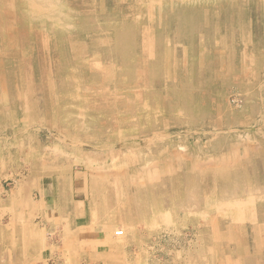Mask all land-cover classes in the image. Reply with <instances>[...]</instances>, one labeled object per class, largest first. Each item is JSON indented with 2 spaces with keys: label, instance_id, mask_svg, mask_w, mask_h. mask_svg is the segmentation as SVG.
Listing matches in <instances>:
<instances>
[{
  "label": "rangeland",
  "instance_id": "374dc122",
  "mask_svg": "<svg viewBox=\"0 0 264 264\" xmlns=\"http://www.w3.org/2000/svg\"><path fill=\"white\" fill-rule=\"evenodd\" d=\"M263 138L264 0H0V195L90 205L33 220L47 264H264Z\"/></svg>",
  "mask_w": 264,
  "mask_h": 264
},
{
  "label": "crops",
  "instance_id": "0c3cea01",
  "mask_svg": "<svg viewBox=\"0 0 264 264\" xmlns=\"http://www.w3.org/2000/svg\"><path fill=\"white\" fill-rule=\"evenodd\" d=\"M50 176L52 180H43L44 176L40 175H28L6 197L0 195V264H47L44 257L46 245L48 247L44 238L46 228L34 224L33 220L41 217L43 224L56 230L55 224L60 221L63 212L68 220L76 215L89 214L90 205L83 200V195L81 199L76 195L72 177H68L63 185L57 173ZM62 189L66 191L65 194H62ZM13 206L22 211L9 214L8 209ZM18 214L21 217L16 216ZM89 239L84 243L93 246L95 241ZM74 244L82 245L76 240ZM49 247L51 249L52 246Z\"/></svg>",
  "mask_w": 264,
  "mask_h": 264
},
{
  "label": "bare ground",
  "instance_id": "6f19581e",
  "mask_svg": "<svg viewBox=\"0 0 264 264\" xmlns=\"http://www.w3.org/2000/svg\"><path fill=\"white\" fill-rule=\"evenodd\" d=\"M47 1H48V0H47ZM57 1H58V0H57ZM103 1H104V0H103ZM68 6H69V5H68ZM101 6H102V5H101ZM103 6H104V5H103ZM177 7H178V6H177ZM67 8H68V7H67ZM174 8H175V7H174ZM182 8H183V7H182ZM172 10H173V9H172ZM168 13H169V12H168ZM180 13H181V12H180ZM21 14H22V12H21ZM109 14H110V13H109ZM114 14H115V13H114ZM116 14H117V13H116ZM116 14H115V15H116ZM169 14H170V13H169ZM142 15H143V14H142ZM163 15H164V14H163ZM201 15H202V14H201ZM113 16H114V15H113ZM178 16H179V15H178ZM106 17H107V16H106ZM111 17H112V16H111ZM117 17H118V16H117ZM201 17H202V16H201ZM103 18H104V17H103ZM86 19H87V18H86ZM107 19H108V18H107ZM109 19H110V18H109ZM109 19H108V20H109ZM111 20L113 21L114 19H111ZM104 21H105V20H104ZM117 21H119V19H118ZM178 21H179V20H178ZM105 22H106V21H105ZM107 23H108V22H107ZM107 23H106V24H107ZM121 23H122V22H121ZM129 23H130V22H129ZM188 23H189V22H188ZM85 24H86V23H85ZM108 24H109V23H108ZM113 24H114V23H113ZM118 24H119V23H118ZM130 24H131V23H130ZM156 24H157V23H156ZM180 24H181V23H180ZM132 25H133V23H132ZM188 25H189V24H188ZM86 26H87V25H86ZM103 26H104V25H103ZM103 26H102V27H103ZM129 26H130V25H129ZM129 26H128V27H129ZM79 27H83V26H79ZM87 27H88V26H87ZM102 27H101V28H102ZM105 27H106V26H105ZM110 27H111V24H110ZM118 27H120V26H118ZM121 27H122V26H121ZM84 28H85V27H84ZM90 28H91V27H90ZM90 28H89V29H90ZM106 28H107V27H106ZM114 28H115V26H114ZM114 28H113V29H114ZM123 28H124V27H123ZM86 29H87V28H86ZM109 29H112V28H109ZM120 29H121V28H120ZM128 29H129V28H128ZM99 30H100V29H99ZM103 30H104V29H103ZM105 30H106V29H105ZM116 30H117V27H116ZM40 31H41V30H40ZM92 31H93V30H92ZM125 31H126V30H125ZM131 31L133 32V30H131ZM185 31H186V30H185ZM127 32H128V31H127ZM114 33H115V32H114ZM137 33H138V32H137ZM121 34H122V32H121ZM121 34H119V35L121 36ZM134 34H135V32H134ZM138 34H139V33H138ZM138 34H136V35H138ZM114 35H115V34H114ZM184 35H186V34L183 33V36H184ZM44 36H45V34H44ZM101 36H104V35H101ZM116 37H117V36H116ZM122 37H124V35H123ZM177 37H179V36H177ZM185 37H186V36H185ZM204 37H205V36H204ZM119 38H120V37H119ZM134 38H135V37H134ZM183 38H184V37H183ZM136 39H137V37H136ZM162 39H163V37H162ZM185 39H186V38H185ZM46 40H47V39H46ZM46 40H45V41H46ZM119 40H120V39H119ZM126 40H127V38H126ZM47 41H48V40H47ZM124 41H125V40H123V42H124ZM177 41H178V40H177ZM183 42H184V40H183ZM185 42H186V41H185ZM47 44H48V43H47ZM164 44H165V43H164ZM183 45H184V44H183ZM47 46H48V45H47ZM111 46H112V45H111ZM109 48H110V47H109ZM113 48H115V47H112V49H113ZM121 48H122V47H121ZM96 49H97V48H96ZM107 49H108V48H107ZM182 49H184V48H182ZM185 49H187V48H185ZM94 50H95V49H94ZM104 50H105V49H104ZM124 50H125V49H124ZM91 51H92V50H91ZM102 51H103V50H102ZM103 52H104V51H103ZM112 52H114V51H112ZM171 52H172V51H171ZM190 52H191V51H190ZM220 52H221V51H220ZM104 53H105V52H104ZM172 53H173V52H172ZM183 53H184V52H183ZM89 54H91V53H89ZM99 54H100V53H99ZM94 55H95V54H94ZM102 55H103V54H102ZM109 55H110V54H109ZM183 55H185V54H183ZM111 56H112V55H111ZM168 56H169V55H168ZM171 56H172V55H171ZM171 56H170V58H171ZM103 57H104V56H102V59H103ZM105 57H106V56H105ZM71 58H72V57H71ZM97 58H98V56H97ZM180 58H181V57H180ZM76 59H77V58H76ZM110 59H111V58H109V60H110ZM111 60H112V59H111ZM111 60H110V61H111ZM123 60H124V59H123ZM129 60H130V59H129ZM113 61H114V59H113ZM118 61H119V59H118ZM126 61H127V60H126ZM170 61H171V60H170ZM178 61H179V59H178ZM182 61H183V60H182ZM114 62H115V61H114ZM128 62H129V61H128ZM110 63H111V62H110ZM115 63H116V62H115ZM125 63H126V62H125ZM129 63H130V62H129ZM116 64H118V63H116ZM116 64H115V65H116ZM120 64H121V63H120ZM170 64H171V63H170ZM71 65H72V64H71ZM82 65H84V64H82ZM72 66H73V65H72ZM129 66H131V65H129ZM176 66H177V65H176ZM176 66H175V67H176ZM80 67H81V66H80ZM87 67H88V66H87ZM125 67H126V66H125ZM77 68H78V67H77ZM128 68H129V67H128ZM150 74H151V73H150ZM116 75H117V73H116ZM150 76H151V75H150ZM57 81H58V80H57ZM59 81H60V80H59ZM61 81H62V80H61ZM115 82H116V81H115ZM138 110H139V109H138ZM260 132H261V131H260ZM150 133H151V132H150ZM251 133H252V132H251ZM257 133H258V132H257ZM262 133H263V132H262ZM251 135H252V134H251ZM262 135H263V134H262ZM246 136H247V135H246ZM254 136H256V135H254ZM257 136H258V135H257ZM260 136H261V135H260ZM249 137H250V136H249ZM199 138H200V137H199ZM201 138H202V137H201ZM252 138H253V137H252ZM256 138H257V137H256ZM143 139H145V138H143ZM261 139H262V138H261ZM263 139H264V138H263ZM149 141H150V140H149ZM82 143H83V142H82ZM232 143H233V142H232ZM240 143H241V142H240ZM235 144H236V143H235ZM143 145H144V144H143ZM242 145H243V144H242ZM244 145H245V144H244ZM195 146H196V145H195ZM194 148H195V147H194ZM232 148H233V147H232ZM220 149H221V148H220ZM238 149H239V147H238ZM225 150H228V149H225ZM232 151H233V150H232ZM252 152H253V151H252ZM232 153H233V152H232ZM227 154H229V153H227ZM234 155H235V154H234ZM242 155H243V154H242ZM258 156H259V155H258ZM99 157H100V156H99ZM241 157H242V156H241ZM124 159H125V158H124ZM241 159H243V158H241ZM236 161H237V160H235V162H236ZM98 162H99V161H98ZM249 163H250V162H249ZM248 165H249V164H248ZM262 165H263V164H262ZM170 166H171V165H170ZM226 166H227V165H226ZM228 167H230V166H228ZM234 167H235V166H234ZM248 167H249V166H248ZM248 167H247V168H248ZM237 169H238V168H237ZM251 169H252V168H251ZM235 170H236V169H235ZM238 170H239V169H238ZM197 171H198V170H197ZM222 171H223V170H222ZM233 171H234V169H233ZM241 171H242V170H241ZM256 171H257V170H256ZM237 172H239V171H237ZM185 173H186V172H185ZM188 174H189V173H188ZM230 174H231V173H230ZM236 174H237V173H236ZM241 174H242V173H241ZM263 174H264V173H263ZM195 175H196V173H195ZM237 175H239V174H237ZM250 175H251V174H250ZM166 176H167V175H166ZM143 177H144V176H143ZM232 178H233V177H232ZM232 178H231V179H232ZM239 178H240V177H239ZM244 179H245V178H244ZM158 180H159V179H158ZM169 180H170V179H169ZM249 180H250V178H249ZM188 181H190V180H188ZM241 181H242V179H241ZM241 181H240V183H242ZM250 181H251V180H250ZM250 181H249V182H250ZM256 181H257V179H256ZM258 181H259V179H258ZM139 182H140V181H139ZM238 183H239V180H238ZM256 183H257V182H256ZM259 183L262 185L261 182H259ZM187 184H188V183H187ZM225 184H226V183H225ZM254 184H255V183H254ZM260 184H259V185H260ZM151 185H152V184H151ZM190 185H191V184H190ZM195 185H196V184H195ZM228 185H229V183H228ZM243 185H244V184H243ZM259 185H258V183H257V187H258ZM59 186H60V185H59ZM188 186H189V185H188ZM231 186H232V184H231ZM233 186H234V185H233ZM194 187H195V186H194ZM197 187H198V186H197ZM228 187H229V186H228ZM228 187H227V188H228ZM239 187H240V186H239ZM244 187H245V186H244ZM257 187H256V188H257ZM259 187H260V186H259ZM259 187H258V188H259ZM262 187H263V186H262ZM225 188H226V187H225ZM225 188H224V189H225ZM227 188H226V189H227ZM236 188H237V187H236ZM256 188H255V189H256ZM185 189H186V188H185ZM228 189H229V188H228ZM193 190H194V189H193ZM197 190H198V188H197ZM219 190H221V189H219ZM222 190H223V189H222ZM250 190H251V189H250ZM233 191H234V189H233ZM251 191H252V190H251ZM251 191H250V192H251ZM253 191H254V190H253ZM189 192H190V191H189ZM240 192H241V191H240ZM242 192H243V191H242ZM254 192H255V191H254ZM192 193H193V192H192ZM192 193H191L190 195H192ZM199 193H200V192H199ZM219 193H221V192H219ZM222 193H224V192H222ZM235 193H236V192H235ZM237 193H238V192H237ZM258 193H259V190H258ZM68 194H69V193H68ZM198 195H199V194H198ZM225 195H226V194H225ZM237 195H238V194H237ZM237 195H236V196H237ZM248 195H250V194H248ZM257 195H259V194H257ZM185 196H186V195H185ZM187 196H188V194H187ZM193 196H194V195H193ZM221 196H222V195H221ZM236 196H235V197H236ZM245 196H246V195H245ZM250 196H252V195H250ZM260 196H261V195H260ZM143 197H144V196H143ZM247 197H248V199H249V196H247ZM190 198H191V197H189V199H190ZM201 198H202V197H201ZM201 198H200V199H201ZM219 198H220V197H219ZM233 198H234V197H233ZM242 198H245V197H242ZM242 198H241V200H243ZM144 199H145V198H144ZM185 199H187V197H186ZM197 199H198V198H197ZM206 199H207V197H206ZM137 200H138V199H137ZM146 200H148V199H146ZM146 200H145V201H146ZM192 200L194 201L193 203H197L196 200L193 199V197L191 198L190 201H192ZM204 200H205V199H204ZM217 200H218V199H217ZM220 200H221V198H220ZM228 200H229V199H228ZM246 200H247V199H246ZM252 200H253V198H252ZM222 201H223V200H222ZM235 201H236V200H235ZM238 201H239V200H238ZM138 202H139V201H138ZM146 202H147V201H146ZM203 202H204V201H203ZM203 202H202V203H203ZM242 202H244V201H242ZM249 202H250V199H249ZM254 202H255V201H254ZM254 202H252V203H254ZM36 203H37V202H36ZM191 203H192V202H191ZM191 203H190V204H191ZM193 203H192V204H193ZM219 203H220V202H219ZM236 203H237V202H236ZM238 203H239V202H238ZM144 204L146 205V203H144ZM190 204H189V206H191ZM229 204H231V203H229ZM248 204H249V203H248ZM263 204H264V202H263ZM137 205H138V204H137ZM185 205H186V203H185ZM187 205H188V204H187ZM196 205H197V204H196ZM244 205H246V204H244ZM261 205H262V204H261ZM73 206H74V205H73ZM147 206H148V205H147ZM189 206H188V207H189ZM193 206H194V205H193ZM193 206H192V207H193ZM229 206H230V205H229ZM248 206H249V208H251V207H250L251 204L248 205ZM256 206H258V205H256ZM256 206H255V207H256ZM69 207H70V206H69ZM138 207H139V206H138ZM166 207H167V206H166ZM192 207H189L188 209L186 208V210H189V209H191ZM194 207H196V206H194ZM230 207H231V206H230ZM234 207H236L235 204H234ZM234 207H233V208H234ZM244 207H245V206H244ZM252 207H254V206H252ZM262 207H263V206H262ZM240 208H241V207H240ZM260 208H261V207H260ZM195 209H196V208H194V211H197V210H195ZM234 209H235V208H234ZM246 209H247V208H246ZM246 209H244V210H246ZM30 210H31V209H30ZM244 210H243V211H244ZM255 210H256V209H255ZM257 210H258V209H257ZM189 211H190V210H189ZM243 211H242V213H243ZM253 211H254V210H253ZM190 212H191V211H190ZM246 212L248 213L247 210H246ZM251 212H252V211H251ZM257 212H259V211H257ZM232 213H233V210H232ZM232 213H231V214H232ZM247 213H246V214H247ZM231 214H230V216H231ZM248 214H249V213H248ZM160 215H162V214H160ZM164 215H165V214H164ZM239 215H240V214H239ZM239 215H238V216H239ZM244 215H245V214H244ZM147 216H148V215H147ZM170 216H171V215H170ZM224 216H225V214H224ZM250 216H251V215H250ZM257 216L259 217V215H257ZM225 217H226V216H225ZM235 217H236V216H235ZM235 217H234V218H235ZM239 217H240V216H239ZM241 217H242V216H241ZM243 217H244V216H243ZM258 217H257V218H258ZM161 218H162V217H161ZM164 218L166 219L167 217H164ZM164 218H163V219H164ZM175 218H176V217H175ZM238 219H239V218H238ZM250 219H251V218H250ZM250 219H248V220H250ZM169 220H170V219H169ZM231 220H232V219H231ZM234 220H235V219H234ZM241 220H243V219H241ZM251 220H252V219H251ZM235 221H236V220H235ZM243 221H244V220H243ZM245 221H246V220H245ZM167 222H168V221H167ZM171 222H172V221H171ZM222 222H223V221H222ZM231 222H232V221H231ZM238 224H239V223H238ZM256 224H257V223H256ZM240 225H241V224H240ZM251 225H252V224H251ZM182 226H183V225H182ZM222 226H223V225H222ZM229 226H230V225H229ZM225 228H226V226H225ZM259 228H260V226H259ZM228 229H229V228H228ZM263 229H264V227H263ZM247 230H248V229H247ZM220 231H221V230H220ZM227 231H228V230H227ZM232 231H233V230H232ZM228 232H230V230H229ZM240 232H241V231H240ZM240 232H239V233H240ZM247 232H248V231H247ZM249 233H250V231H249ZM263 233H264V232H263ZM233 234H234V232H233ZM240 234H241V233H240ZM245 234H247V233H245ZM243 236H244V235H243ZM233 237H235V236H233ZM202 239H203V238H202ZM263 239H264V238H263ZM220 240H221V239H220ZM223 240H224V239H223ZM229 241H230V240H229ZM236 241H237V240H236ZM242 241H244V240H242ZM208 242L210 243L209 240H208ZM223 242H224V241H223ZM234 242H235V240H234ZM212 243H213V242H212ZM237 243H238V242H237ZM246 243H247V242H246ZM248 243H250V242H248ZM258 243H259V242H258ZM255 244H256V243H255ZM204 245H205V244H204ZM204 245H203V246H204ZM207 245H208V244H207ZM227 245H228V244H227ZM236 245H237V244H236ZM244 245H246V244L244 243ZM263 245H264V244H263ZM210 246H211V245H210ZM237 246H238V245H237ZM212 247H213V245H212ZM238 247H239V246H238ZM250 247H251V246H250ZM257 247H258V246H257ZM261 247H262V246H261ZM263 247H264V246H263ZM206 248H207V247H206ZM198 249H199V248H198ZM220 249H221V248H220ZM233 249H234V251L236 250L235 248H233ZM238 249H239V248H238ZM228 250H229V248H228ZM230 250H231V248H230ZM198 251H199V250H198ZM224 251H225V250H224ZM224 251H223V252H224ZM226 251H227V250H226ZM234 251L232 250V252H234ZM244 251H245V250H244ZM260 251H261V250H260ZM262 251H263V250H262ZM204 252H205V250H204ZM220 253H221V251H220ZM234 253H235V252H234ZM244 253H245V252H244ZM249 253H250L249 255H251V252H249ZM201 254H202V253H201ZM221 254H222V253H221ZM235 254H236V253H235ZM258 254H259V253H258ZM196 255H197V254H196ZM207 255H208V254H207ZM255 255H257V254H255ZM234 256H235V255H234ZM197 257H198V256H197ZM238 257H239V256H238ZM260 257H262V256L260 255ZM188 258H189V257H188ZM191 258H192V257H191ZM233 258H234V257H233ZM240 258H242V257H240ZM258 258H259V257H258ZM258 258H257V259H258ZM220 259H221V258H220ZM223 259H224V258H223ZM235 259H236V256H235ZM244 259H245V258H244ZM196 260H197V259H196ZM228 260H229V259H228ZM259 260H260V259H259ZM259 260H257V261L260 262ZM219 261L221 262V260H219ZM196 262H197V261H196ZM222 262H224V261H222ZM243 262H244V261H243ZM214 263H215V262H214ZM238 263H239V262H238ZM261 264H262V263H261Z\"/></svg>",
  "mask_w": 264,
  "mask_h": 264
}]
</instances>
